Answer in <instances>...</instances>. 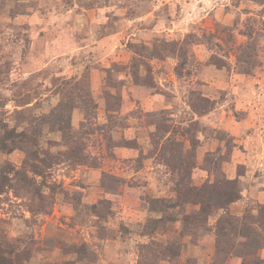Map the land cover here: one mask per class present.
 Listing matches in <instances>:
<instances>
[{"label":"rangeland","instance_id":"rangeland-1","mask_svg":"<svg viewBox=\"0 0 264 264\" xmlns=\"http://www.w3.org/2000/svg\"><path fill=\"white\" fill-rule=\"evenodd\" d=\"M0 252L264 264V0H0Z\"/></svg>","mask_w":264,"mask_h":264},{"label":"trees","instance_id":"trees-1","mask_svg":"<svg viewBox=\"0 0 264 264\" xmlns=\"http://www.w3.org/2000/svg\"><path fill=\"white\" fill-rule=\"evenodd\" d=\"M234 198H237V195L234 196L232 194H229V197L225 200V203L233 201ZM230 223V222H228ZM219 229V228H218ZM223 234V233H222ZM10 263L0 252V264H8ZM260 261H244L242 264H260Z\"/></svg>","mask_w":264,"mask_h":264}]
</instances>
